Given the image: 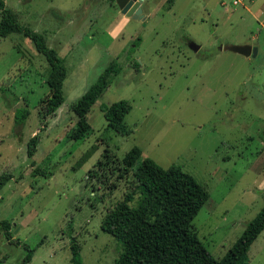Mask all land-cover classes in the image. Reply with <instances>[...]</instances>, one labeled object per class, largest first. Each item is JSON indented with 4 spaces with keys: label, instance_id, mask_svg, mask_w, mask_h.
<instances>
[{
    "label": "rangeland",
    "instance_id": "obj_1",
    "mask_svg": "<svg viewBox=\"0 0 264 264\" xmlns=\"http://www.w3.org/2000/svg\"><path fill=\"white\" fill-rule=\"evenodd\" d=\"M2 1L55 51L65 78L63 102L44 124L37 107L47 94L44 58L20 35L0 38V175L11 176L0 188V221L11 225L9 241L0 231V264H20L24 246L32 250L27 264H69L71 237L81 264H112L120 248L99 223L143 158L179 166L207 192L191 225L219 260L264 205V0H164L143 25L130 19L118 38L109 35L114 0ZM231 44L256 54L218 49ZM113 59L120 70L87 111L86 136L69 140L70 104ZM120 100L130 105L127 136L109 129L100 110ZM15 107L27 112L20 123ZM132 147L141 154L127 176L97 187L89 175H99L103 155L121 159ZM35 168L48 175H31ZM241 264H264V229Z\"/></svg>",
    "mask_w": 264,
    "mask_h": 264
},
{
    "label": "trees",
    "instance_id": "obj_2",
    "mask_svg": "<svg viewBox=\"0 0 264 264\" xmlns=\"http://www.w3.org/2000/svg\"><path fill=\"white\" fill-rule=\"evenodd\" d=\"M20 35L32 44L35 52L44 58L48 73L44 80L47 94L37 101L38 117L42 123L51 118L63 102L62 82L65 68L55 51L45 44L44 38L27 27L20 26L16 16L0 0V38ZM116 59L107 63L94 82L75 100L69 109L74 115V128L69 140L78 141L86 136L89 125L85 115L96 99L106 89L111 75L119 72ZM106 126L119 136L130 131L123 119L130 105L123 100L100 108ZM25 109L15 107V123L24 120ZM38 138L34 135L27 142L26 155L35 152ZM141 152L137 147L128 150L121 159L104 154L105 162L95 177V185L104 184L112 175L123 178L131 171ZM101 164L97 162L99 167ZM31 175L47 176L44 170L35 168ZM11 178L0 175V188ZM114 187V184H111ZM99 187V186H97ZM208 199L207 192L179 166L165 169L148 158L141 159L131 171L129 187L122 198L107 208L99 223V229L113 237L120 248L112 264H241L249 246L264 229V205L246 223L241 234L231 243L219 260H214L196 236L191 225L200 208ZM10 223L0 221V231L9 241ZM26 251L20 264L30 261L32 250ZM69 264H81L80 247L73 237L68 241Z\"/></svg>",
    "mask_w": 264,
    "mask_h": 264
},
{
    "label": "water",
    "instance_id": "obj_3",
    "mask_svg": "<svg viewBox=\"0 0 264 264\" xmlns=\"http://www.w3.org/2000/svg\"><path fill=\"white\" fill-rule=\"evenodd\" d=\"M115 6L119 12V14H125L131 18V20H142L141 9L139 5L142 0H114ZM188 48L192 52H196L199 49V46L188 43ZM219 50L229 51L243 57H251L253 58L256 54V48L250 45H235L231 44L225 47H218Z\"/></svg>",
    "mask_w": 264,
    "mask_h": 264
},
{
    "label": "crops",
    "instance_id": "obj_4",
    "mask_svg": "<svg viewBox=\"0 0 264 264\" xmlns=\"http://www.w3.org/2000/svg\"><path fill=\"white\" fill-rule=\"evenodd\" d=\"M164 0H142L141 4L139 5L141 9V14H142V20H134L135 22L139 23L140 25H143V23L146 20H150V18L154 15H156L161 7V4ZM167 1V0H165ZM173 1V0H171ZM121 15L119 14L117 10V17H116V22L120 20ZM112 30V29H111ZM109 31V35L110 32ZM113 37L112 35H110ZM246 45V44H244Z\"/></svg>",
    "mask_w": 264,
    "mask_h": 264
},
{
    "label": "clouds",
    "instance_id": "obj_5",
    "mask_svg": "<svg viewBox=\"0 0 264 264\" xmlns=\"http://www.w3.org/2000/svg\"><path fill=\"white\" fill-rule=\"evenodd\" d=\"M130 17H128L125 14H121L120 20L115 23V25L112 27V30L110 32V35L113 36V38H118L119 35L126 30L128 24L130 23Z\"/></svg>",
    "mask_w": 264,
    "mask_h": 264
},
{
    "label": "built area",
    "instance_id": "obj_6",
    "mask_svg": "<svg viewBox=\"0 0 264 264\" xmlns=\"http://www.w3.org/2000/svg\"><path fill=\"white\" fill-rule=\"evenodd\" d=\"M240 3V0H233L232 1V5H236V4H239Z\"/></svg>",
    "mask_w": 264,
    "mask_h": 264
}]
</instances>
